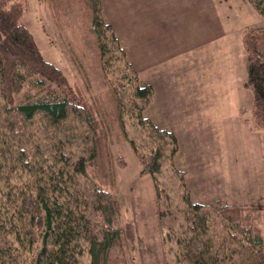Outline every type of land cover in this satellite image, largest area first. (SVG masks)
<instances>
[{
  "label": "rangeland",
  "instance_id": "rangeland-1",
  "mask_svg": "<svg viewBox=\"0 0 264 264\" xmlns=\"http://www.w3.org/2000/svg\"><path fill=\"white\" fill-rule=\"evenodd\" d=\"M24 1L23 23L42 58L61 71L79 95L80 104L87 107L98 124L95 131L98 154L86 177L79 181L111 192L116 201L112 226L119 236L108 251L107 264H177L176 238L185 226L184 195L206 208L215 201L230 205L231 215L264 240V129L257 127L252 118L253 98L245 85L242 30L234 28L238 25L232 15L236 10L229 9L237 0H222L224 9L228 7L222 30L232 27V31L222 36L218 48V59L225 69L224 87L208 94L204 104L195 102L192 109L200 111L193 112L192 119L186 121L177 113L158 119L157 110L149 114L151 103L144 113L155 125H166L176 138L177 150L170 159L165 158L160 173L155 176L156 182L150 175H141L130 148L133 141L138 153L146 154L153 146L135 117L134 86L126 82L121 85L123 60L113 62L107 55L101 58L98 41H106L104 36L114 37L124 60L136 71L139 83L149 86L155 98L159 97L158 85L166 83L167 97L195 99L200 89L193 94L186 92V84L190 82L192 86L199 77L197 71L186 74V67H190L186 66V9L206 2L213 10L214 1L218 0H96L102 22L112 28L110 33L102 30L105 35L99 39L92 30L89 0ZM135 11L139 12V18L134 16ZM201 12L205 13L202 9ZM127 18L130 20L123 21ZM136 19L139 23L136 29L147 26L152 35L148 41L149 53L157 66L146 64L147 67L139 70L134 66L138 59L135 41L132 49L129 41L134 39H130L134 32L127 34L120 29ZM251 25L264 30V18L257 17ZM206 46L204 50L209 51L211 47ZM161 68L165 69L157 72ZM159 77L165 79L160 81ZM152 78L156 81L152 82ZM114 87L118 93L124 92L122 109L117 108ZM30 91L35 89L27 86L24 93ZM26 132L38 139L43 154L48 153L47 149L54 152L52 144L56 146L58 138L61 141L56 149L66 154L70 151L75 160L87 156L91 148L89 131L75 122L52 125L40 115L29 123ZM52 133H55L53 139H44ZM165 156H169L168 151ZM211 220L214 239L220 247L235 252L225 264H256L249 251L229 240L219 216ZM81 264H89L87 255Z\"/></svg>",
  "mask_w": 264,
  "mask_h": 264
},
{
  "label": "trees",
  "instance_id": "trees-1",
  "mask_svg": "<svg viewBox=\"0 0 264 264\" xmlns=\"http://www.w3.org/2000/svg\"><path fill=\"white\" fill-rule=\"evenodd\" d=\"M247 1L264 17V0ZM88 3L93 33L102 38V30L110 33L112 28L102 22L96 0ZM25 9L24 0H0V264H81L84 255L89 264H107L108 251L119 236L112 226L116 201L111 192L79 181L97 157L98 124L61 71L42 58L23 23ZM104 37L106 41H98L99 54L113 62L123 60L120 83L134 86L135 117L153 141L146 154H139L133 141L130 148L141 175H150L156 182L165 158L177 150L176 138L146 117L152 89L139 83L115 38ZM241 40L245 85L253 98L252 118L264 129V30L246 28ZM27 86L35 92L24 93ZM114 90L117 108L122 109L124 92ZM40 115L52 125L69 121L86 127L91 137L88 155L75 160L70 151L56 149L60 138L56 146L52 144L53 153L47 149L43 154L38 139L26 132ZM54 136L47 134L44 139ZM167 151L169 156H165ZM183 202L185 226L176 238L175 263L223 264L233 258L234 250L220 247L211 233V219L219 216L229 240L249 251L256 264H264V240L231 215L230 205L215 201L206 208L186 195Z\"/></svg>",
  "mask_w": 264,
  "mask_h": 264
},
{
  "label": "crops",
  "instance_id": "crops-1",
  "mask_svg": "<svg viewBox=\"0 0 264 264\" xmlns=\"http://www.w3.org/2000/svg\"><path fill=\"white\" fill-rule=\"evenodd\" d=\"M214 2L215 7H213V10L211 9V4H209L210 8L206 6V2L203 3L202 6H194L190 7V9H186V66H190H185L186 74L197 71L199 76L197 82L193 83L192 86H190V82L186 84V92H188L189 94H193L197 89H200V93L194 96L195 99L182 97V99L179 100L171 98V96L167 97L165 95L164 90L166 83H162L161 87L158 85L160 89H158L157 96L159 97L155 98L154 93L153 100L149 106L150 108H148L150 110L149 114L157 110L158 119L166 118V115L169 113L181 114V117L183 116V119L185 121L186 119H192L191 114L193 112L200 111L198 109H192V105H194L195 102H203L204 104L207 100L208 94L216 92L217 89L224 87L225 69L219 62L218 48L221 47L222 36L229 30L232 31V27L231 29L227 28L225 32L222 30V22L228 17V13H226L228 7L225 6L224 9V3L222 0ZM137 3L139 4V6L141 5V3L139 2ZM231 5L232 6H230L229 9L234 7V9L236 10V12L234 11L235 13H232V15H234V19L237 20L236 23H238V25L234 27L235 29L240 28L242 30V34L246 28L256 29L253 28V25L251 24H253V22H255L257 17L259 16L247 0H237L234 3H231ZM201 9L205 13L201 12ZM134 16L139 18V12L135 11ZM126 20H130V18H127L123 21ZM238 20H240L241 24H243V27H240ZM214 23L217 25V27L215 28ZM136 24H139L137 19L136 21L131 20L130 24L127 27L123 26V29H120L123 33L126 32L127 34H131L132 32H134V35L132 36L131 34L130 36V39L131 37L134 39L129 40L131 41V49L133 47L132 41H135V54L137 55L138 59L137 62H134V66L137 68V70L141 69L142 67H147V65L150 67L153 63L154 66H157L156 61L152 60V54L149 53L150 47L148 41L152 39V35L150 34V31H148L147 26H141L140 28H137V30ZM157 27L159 28V25ZM157 38H159V36L154 37V40ZM207 42L209 44L206 46L205 43ZM205 46L208 48L211 47V49L209 51H205ZM199 50L203 51V53H199ZM164 69L165 68H161L157 72H162ZM142 71H144V69ZM162 79L165 78L159 77L160 81H162ZM151 81L154 82L156 81V79L152 78ZM180 102L181 104H179ZM157 126L159 128L170 131V129L164 124H158Z\"/></svg>",
  "mask_w": 264,
  "mask_h": 264
}]
</instances>
